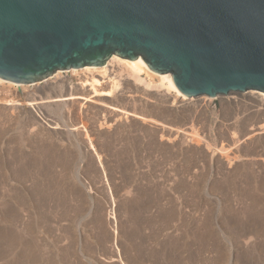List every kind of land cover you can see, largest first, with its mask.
<instances>
[{
	"label": "rangeland",
	"instance_id": "374dc122",
	"mask_svg": "<svg viewBox=\"0 0 264 264\" xmlns=\"http://www.w3.org/2000/svg\"><path fill=\"white\" fill-rule=\"evenodd\" d=\"M71 70L33 84L0 82V264H264V131L257 136L247 132L261 123L264 128V117H256L254 110H248L249 120L243 116L247 97H261L262 92L183 99L160 87L161 93L156 78L150 81L140 75L139 81L144 78L142 82L152 86L145 89L141 81L121 74L124 81L119 77L122 87L118 89L119 82L117 89L124 91L126 107L124 100L115 98L119 93L110 98L120 109L138 111L133 116L137 121L129 114L127 121L126 115L111 117L109 107L85 111L90 101L79 112L52 107L71 101L67 93L63 95L65 86L78 88L89 79L80 69ZM108 80L102 81L101 91L111 88ZM52 82L58 83L56 89L49 87ZM42 86L59 96L47 91L43 96L33 89ZM229 98L235 104L224 103ZM30 102L47 125L35 121ZM143 114L159 124L139 121ZM241 120L246 125L241 126ZM105 122L115 124V130ZM82 123L93 127L86 126L88 131ZM87 140L92 147L97 141L94 151Z\"/></svg>",
	"mask_w": 264,
	"mask_h": 264
},
{
	"label": "water",
	"instance_id": "95a60500",
	"mask_svg": "<svg viewBox=\"0 0 264 264\" xmlns=\"http://www.w3.org/2000/svg\"><path fill=\"white\" fill-rule=\"evenodd\" d=\"M141 60L188 98L264 93V0H0V79Z\"/></svg>",
	"mask_w": 264,
	"mask_h": 264
},
{
	"label": "bare ground",
	"instance_id": "6f19581e",
	"mask_svg": "<svg viewBox=\"0 0 264 264\" xmlns=\"http://www.w3.org/2000/svg\"><path fill=\"white\" fill-rule=\"evenodd\" d=\"M76 70H78V69H76ZM76 70L75 69H73V70H71V71H73V72H76ZM82 72H84L85 74H88L89 76H87L89 79H87V81H85V82H83V83H81V85H80V87H75V88H72V87H69V86H65L66 88H65V90H66V92L63 94V95H67L68 96V99L69 100H71L69 103L68 102H58V103H55L54 105H51L52 107L54 106V108H56L57 110L59 109V110H61L62 108H66L67 109V111L69 110V109H73V110H76L77 112H79V110L81 109L82 110V108L81 107H83V104H86L87 102H89L90 101V103H91V106L90 105H87V107L85 108L86 110L85 111H88V110H92L93 108L95 109V111L97 112V111H99L101 108H103V107H109L111 110H112V112H109V114H110V116L111 115H113V116H116L117 117V119L119 118V114H121V115H126V119L125 120H129V119H127V115L129 114V115H131L132 117L135 115V117L137 116L136 115V113H138V111L137 112H135L136 111V109H134V111L133 112H131V113H129L127 110L125 111V110H123V108L122 109H120L119 107H117V104L116 105H113V104H115V103H112L113 102V100L110 98V96H112L113 94L116 96V95H118V94H116L115 92H117V93H119L120 95H118V96H116L115 98L117 99H119V100H124L126 97H125V94H123L124 93V91H123V93H121V92H118V89H121V87H122V84H121V80H122V77H123V75L124 76H126L127 78L129 77V78H131V77H133V79H131L132 80V82L134 81V79H135V81L136 80H138V79H140L139 77H140V75H144V77H146V78H148L150 81L151 80H154L155 78L158 80V87L160 88H164V91L165 92H168V93H170V92H174V93H176L175 95H177L176 97H180V98H186L184 95H182L180 92H178L177 90H176V88L174 87V85H173V82H172V80H171V76L169 75V74H158V73H155V72H152L151 70H149V68L147 67V65L141 60V58H137L136 60H127V59H122V58H120V57H117V56H115V55H113V56H111V58L106 62V64L105 65H103V66H101V67H84V68H82V69H80ZM121 74H122V77H121ZM95 76H97V77H99V78H96ZM107 77H109V82H110V89L108 90V91H106V92H103V91H101V89L100 88H103V86H102V81H105V79H107ZM121 78V80H120V78ZM124 78V77H123ZM126 79V78H125ZM144 79V78H143ZM142 78H141V82H142V80H143ZM127 80V79H126ZM131 80H128V81H131ZM3 81H6V80H3ZM2 81V79H0V82H3ZM122 81H124V80H122ZM139 81V80H138ZM138 81H136V82H138ZM140 81H139V83H140ZM144 81H145V79H144ZM144 81L142 82V84H144ZM6 82H9V83H13V82H10V81H6ZM57 82V81H56ZM119 82H120V84H121V86L119 85ZM54 82H52V84L51 83H49V87H52V88H55L56 89V87L58 86V83H54ZM125 83H127V82H125ZM147 83V82H146ZM144 84V86H142L143 88H150V87H152L151 86V84H149V83H147V84ZM14 84H17V83H14ZM104 84V83H103ZM129 84V83H128ZM134 84H135V82H134ZM18 85H21V84H18ZM63 85H64V83H63ZM118 85L120 86V88H118ZM124 85V84H123ZM137 85V84H136ZM148 85H150V87L148 86ZM40 86V85H39ZM100 86H102V87H100ZM125 86H126V84H125ZM132 86V85H131ZM148 86V87H147ZM48 86H42V87H35V88H33V89H35L36 91H38V92H40V93H42V95L47 91V92H49L48 94L50 95V92H51V90H50V88H49ZM64 87V86H63ZM100 87V88H99ZM130 87V86H129ZM134 87H135V90H136V86L134 85ZM141 87V86H140ZM139 87V88H140ZM158 87H155V88H157L158 89ZM118 88V89H117ZM125 88V87H124ZM161 88L160 89H158V90H160V92L162 93V91H161ZM58 89V88H57ZM127 89V88H126ZM142 89V88H141ZM132 90H134V89H132ZM142 90H144V89H142ZM142 90H140V91H142ZM53 91H54V89H53ZM56 91V90H55ZM130 91V90H129ZM139 91V92H140ZM147 90H144V92L146 93V94H148V92H146ZM163 91V93H165ZM135 93H136V91H134ZM158 92V91H157ZM58 93V92H57ZM62 93V92H61ZM67 93V94H66ZM129 92L127 91L126 92V95L128 94ZM131 93V92H130ZM142 93H143V91H142ZM150 93H152L151 91H150ZM156 93V92H155ZM47 94V93H46ZM46 94H44V95H46ZM47 94V95H48ZM58 94H60V93H58ZM122 94V95H121ZM138 94V93H137ZM231 94H235V93H231ZM259 94V93H258ZM43 95V96H44ZM113 95V96H114ZM132 95H136V94H132ZM132 95H129V96H131V98H132ZM138 95H140V94H138ZM137 95V96H138ZM154 95V94H153ZM159 95H161V94H158V96H157V94H156V96L159 98ZM164 95V94H163ZM259 95H262L261 97H258V95L256 96V98H252V97H250L249 99H248V97H247V101H246V103H244V104H246L244 107H245V111H246V114H245V111H241L242 113H244L245 115H243L244 117L247 115V112H248V110H249V112H252V111H250V110H254V115H256V117L257 116H261V117H264V93H261V94H259ZM50 96H53V97H58L59 95H57V94H51ZM129 96H127L128 97V99H129ZM142 96H145V95H142ZM148 96H149V94H148ZM150 100L152 99V98H154V96L152 97V95L150 94ZM155 96V97H156ZM252 96V95H251ZM134 98H136V96H133ZM161 97V96H160ZM207 97V96H206ZM230 97V96H229ZM31 98V97H30ZM140 98V97H139ZM148 97H146V99H147ZM166 98V97H165ZM197 98V97H196ZM227 98V97H226ZM232 98V97H231ZM117 99V100H118ZM149 99H148V101H149ZM160 99V98H159ZM190 99V98H189ZM222 98H219L218 99V101L219 100H221ZM230 99V98H229ZM233 99V98H232ZM234 99H237V98H234ZM233 99V100H234ZM75 100H81L82 101V103H78V101H75ZM117 100H114V101H117ZM131 99H129V102H130V104H131V101H130ZM133 100V99H132ZM143 100H145V99H142V100H140V102L141 101H143ZM158 100V99H157ZM164 100V98L162 99V97H161V101L162 102H164L163 101ZM167 100V99H166ZM201 100H204V99H201ZM201 100H200V102L199 103H203V104H205L206 102H201ZM207 100V99H206ZM206 100H204V101H206ZM223 100H225V99H223ZM222 100V101H223ZM233 100H226V102H224V103H228L229 104V106H231V104H235L234 103V101ZM243 100V99H242ZM134 101L135 102H133V103H136L137 102V100H135L134 99ZM147 100L145 101V102H148ZM154 101V100H153ZM169 101V100H168ZM177 101V100H176ZM228 101V102H227ZM238 101H239V99H238ZM237 101V102H238ZM240 101H241V99H240ZM80 102V101H79ZM125 102H128V101H126V100H124V103ZM144 102V103H145ZM167 102V101H166ZM165 102V103H166ZM216 102V101H215ZM221 102V101H220ZM235 102H236V100H235ZM121 102L119 101V104H120ZM139 103V102H138ZM197 104V107H198V105H200V104ZM223 103V102H222ZM240 103V102H239ZM239 103H238V105H239ZM241 103H243V101H241ZM240 103V104H241ZM93 104H95L94 106H93ZM140 104V103H139ZM141 104H143V103H141ZM145 104H147V103H145ZM144 104V105H145ZM149 104H150V102H149ZM153 105H154V103H152ZM163 105H164V103H162ZM216 104H220L219 106H221V103H216ZM243 104V105H244ZM122 105V104H121ZM127 105H128V103H127ZM132 105V104H131ZM168 105V104H167ZM166 105V106H167ZM29 106H30V113L31 114H33V116L35 115L36 116V118L35 119H37V120H35V121H37L39 124H46L47 125V120L45 119V117L40 113V111L38 110V109H36V107L37 106H35L34 105V103H32V102H30L29 103ZM136 106L138 107V104H136ZM142 106V105H141ZM162 106V105H161ZM165 106V105H164ZM169 106V105H168ZM202 106V105H201ZM1 107V106H0ZM99 107H101L100 109H99ZM123 107H124V104H123ZM125 107H126V103H125ZM133 107V106H132ZM147 107V106H146ZM146 107H145V109H146ZM151 107V106H150ZM205 107L206 106H204V109H205ZM234 107V106H233ZM243 107V106H242ZM3 108V107H2ZM39 108V107H38ZM128 108H130L129 106H128ZM136 108V107H135ZM151 108H154V107H151ZM156 108V107H155ZM159 108V107H158ZM158 108H157V110H158ZM162 108V107H161ZM164 108H166V107H164ZM223 108V107H222ZM225 108V107H224ZM226 108H229V107H226ZM239 108H240V106H239ZM131 109V108H130ZM138 109H139V107H138ZM145 109H142V110H145ZM150 109V108H149ZM167 109V108H166ZM165 109V110H166ZM218 109V108H217ZM230 109V108H229ZM237 109V108H236ZM14 110V109H13ZM151 110H153L154 111V109H151ZM162 110V109H161ZM201 110V109H200ZM238 110V109H237ZM243 110V109H242ZM18 111V110H17ZM20 111V110H19ZM67 111H66V113H67ZM84 111V110H83ZM94 111V112H95ZM130 111V110H129ZM132 111V110H131ZM148 111V110H147ZM146 111V112H147ZM170 111H171V109H170ZM239 110H238V112H240ZM72 112V111H71ZM77 112H74V113H77ZM101 112H103V110H101ZM144 112V111H143ZM149 112V111H148ZM155 112V111H154ZM166 112V111H165ZM231 113H229V112H227V113H229V114H231V116H232V111H230ZM140 113V112H139ZM149 113H151V112H149ZM164 113V112H163ZM77 114H79V113H77ZM76 114V115H77ZM90 114V113H89ZM144 114H147V113H145L144 112ZM143 114V115H144ZM160 114V113H159ZM237 114V113H236ZM238 114H241V113H238ZM80 116H84V114H79ZM153 115V114H152ZM161 115V114H160ZM248 115H249V113H248ZM253 115V116H254ZM94 116V115H93ZM139 116V115H138ZM147 116V115H146ZM145 115H144V117H140L141 118V120H139V121H142V122H147V123H156V124H159V122L160 121H158V120H154V119H152L151 117L152 116H149L148 115V117H150V118H148V117H146ZM155 116H157V115H155ZM162 116V115H161ZM167 116V115H166ZM225 116H226V114H225ZM228 116V115H227ZM230 116V115H229ZM230 116V117H231ZM237 116V115H236ZM239 116V115H238ZM87 117V116H86ZM85 117V118H86ZM88 117H91V115L90 116H88ZM112 117V116H111ZM129 117V116H128ZM165 117V116H164ZM168 117V116H167ZM235 117V116H234ZM255 117V116H254ZM33 118V119H34ZM92 118V117H91ZM94 118H96V116H94ZM124 118V117H123ZM139 118V119H140ZM171 118V117H170ZM169 117H168V119H170ZM192 118H193V116H192ZM195 118V117H194ZM228 118V117H227ZM233 118V117H232ZM242 118V117H241ZM245 118H247V117H245ZM248 118H249V116H248ZM247 118V119H248ZM253 118V117H252ZM260 118V117H259ZM122 119V118H121ZM133 119H135L134 117H133ZM157 119V118H156ZM161 119H164V118H161ZM167 119V120H168ZM226 119V118H225ZM236 119H237V117H236ZM238 119H239V117H238ZM246 119V120H247ZM255 119V118H254ZM257 119V118H256ZM255 119V120H256ZM90 120V121H89ZM88 120V122L89 123H91V119H89ZM136 120V119H135ZM166 120V121H167ZM171 120H173V119H171ZM235 120V119H234ZM245 120V121H246ZM249 120V119H248ZM252 120V119H251ZM261 121L263 120V119H260ZM0 121H1V119H0ZM95 121H97L96 119H95ZM133 121V120H132ZM137 121V120H136ZM158 121V122H157ZM165 121V122H166ZM232 121V120H231ZM239 121V120H238ZM259 121V120H258ZM264 121V120H263ZM115 122H116V119H115ZM115 122H113V123H115ZM169 122V121H168ZM174 122H175V120H174ZM241 122V126H242V120L240 121ZM256 121H254V123H255ZM94 123V122H93ZM96 123V122H95ZM94 123V124H95ZM106 123V122H105ZM126 123V122H125ZM128 123H131V121L130 122H128ZM139 123V122H138ZM173 123V122H172ZM171 123V124H172ZM253 123V122H252ZM251 123V124H252ZM253 123V124H254ZM36 124V123H35ZM51 124V123H50ZM48 124V126H50V127H52L51 125H53V124ZM82 124H84V123H82ZM109 124V123H108ZM107 123H106V127L108 126H110V125H112V126H114L113 124H110V125H108ZM120 124H121V122H120ZM160 124H162V122L160 123ZM166 124H168V123H166ZM170 124V123H169ZM179 124V123H178ZM245 124V123H244ZM243 124V125H244ZM255 124H257V123H255ZM258 124H260V123H258ZM90 125V124H89ZM89 125H82V128H83V126H85L84 128H86V129H88L86 126H89ZM93 125V124H92ZM97 125V124H96ZM95 125V126H96ZM101 125H102V123H101ZM103 127H105V124L103 123ZM127 125H129V124H127ZM152 125H154L155 126V124H152ZM174 125V124H173ZM176 125V124H175ZM233 125V124H232ZM246 125V124H245ZM264 125V124H263ZM39 126V125H38ZM55 126H56V124H55ZM81 126V125H80ZM79 126V127H80ZM130 126V125H129ZM156 126H158V125H156ZM163 127L165 126L164 124L162 125ZM161 126V127H162ZM178 126V125H177ZM247 126H248V124H247ZM251 126V125H250ZM255 126V125H254ZM37 127V126H36ZM64 127H65V125H64ZM75 127V126H74ZM77 128V129H75V130H78V129H80V128ZM89 127H93V126H89ZM102 126H101V128H103ZM107 127V128H108ZM117 127H119V126H117ZM116 127V128H117ZM133 127V126H132ZM160 126H158V128H159ZM162 127V128H163ZM169 128L171 127V125L170 126H168ZM167 127V128H168ZM173 127V126H172ZM244 127V126H243ZM246 127V126H245ZM249 127V126H248ZM252 127V126H251ZM257 127V128H256ZM256 127H255V129H253V128H250L249 127V129L251 130V129H253L254 130V132L252 133V131H247V132H250L252 135H256L258 132H261V133H263V131H264V128H262V123H261V126H259L258 127V125H256ZM34 128V127H33ZM57 128V127H56ZM55 128V129H56ZM59 128V127H58ZM73 128V127H72ZM95 128V127H94ZM98 128V127H97ZM99 128H100V126H99ZM110 128V127H109ZM113 128V127H112ZM120 128V127H119ZM118 128V129H119ZM155 128V127H154ZM157 128V127H156ZM155 128V129H156ZM162 128H160V129H162ZM164 128H166V126L164 127ZM163 128V129H164ZM35 129V128H34ZM38 129V128H37ZM53 129V128H52ZM91 129V128H90ZM178 129V128H177ZM243 129V128H242ZM245 129V128H244ZM248 128H246V130H249ZM97 130V129H96ZM101 130V129H100ZM100 130H99V132H100ZM104 130H105V128H104ZM107 130V129H106ZM109 130V129H108ZM107 130V132H111L110 130H115V126H114V129H111L110 128V130L108 131ZM117 130V129H116ZM74 130H72L71 132H73ZM79 131V130H78ZM77 131V132H78ZM84 131H85V129H84ZM88 131H89V129H88ZM93 131V130H92ZM157 131V130H156ZM245 131V130H244ZM53 132V131H52ZM56 132V131H55ZM69 132V131H68ZM96 132V131H95ZM101 132H103V130L101 131ZM162 132V131H161ZM168 132V131H167ZM243 132V131H242ZM246 132V133H247ZM257 132V133H256ZM54 133V132H53ZM76 132H74V134H75ZM81 133L82 132H80V133H78V134H80L81 135ZM86 133H87V130H86ZM98 133V132H97ZM104 133V132H103ZM102 133V134H103ZM159 133V132H158ZM256 133V134H255ZM72 134V133H71ZM77 134V135H78ZM89 134V133H88ZM96 134V133H95ZM107 134V133H106ZM109 134V133H108ZM107 134V135H108ZM163 134V133H162ZM162 134H160L159 133V135H161L162 136ZM167 134V133H166ZM169 134V133H168ZM240 134H243V133H240ZM245 134V133H244ZM259 134V133H258ZM84 135H85V133H84ZM93 135V134H92ZM164 135V134H163ZM248 135H249V133H248ZM248 135H246V137L248 136ZM260 135V134H259ZM65 136V135H64ZM73 136V135H72ZM86 137L88 136V135H85ZM84 136V137H85ZM104 136V135H103ZM113 136H115V135H113ZM170 136V135H169ZM243 136V135H242ZM257 136V135H256ZM264 135H262V137H263ZM61 137H63V136H61ZM75 137V136H74ZM78 137H80V136H78ZM82 137V136H81ZM83 137V138H84ZM85 137V138H86ZM91 136H89L88 138H90ZM95 137V136H94ZM94 137H92V138H94ZM97 137V136H96ZM100 137V136H99ZM106 137V136H105ZM118 137V136H117ZM239 137H241V135L239 136ZM239 137H238V139H239ZM245 137V136H244ZM245 137V138H246ZM253 137V136H252ZM252 137L250 138V139H252ZM262 137H260V138H262ZM88 138H86V139H88ZM118 138H121V137H118ZM194 138V137H193ZM249 138V137H248ZM248 138H247V141H249L248 140ZM260 138H258L259 140H260ZM79 139H81V138H79ZM86 139H84V141L86 140ZM103 139H104V137H103ZM102 138L100 139V140H103ZM240 139H242V138H240ZM82 140V139H81ZM80 140V141H81ZM90 140H92V139H90ZM113 140V139H112ZM122 140H124V139H122ZM135 140V139H134ZM256 140H257V137H256ZM262 140V139H261ZM84 141H82V142H84ZM104 141H106L107 142V139H104ZM115 141V140H114ZM128 142H129V140H127ZM131 141H132V139H131ZM241 141V140H240ZM246 141V142H247ZM263 141V140H262ZM87 142H89L88 140H87ZM87 142H84V144L85 143H87ZM90 142H92V141H90ZM89 142V146L91 147V149H93V147H94V145L97 143V141H96V143L93 145V147H92V144ZM106 142H104V143H106ZM126 142V141H125ZM250 142V141H249ZM252 142V141H251ZM264 142V141H263ZM111 143V142H110ZM121 143V142H120ZM131 143V142H130ZM129 143V144H130ZM133 143H134V141H133ZM140 143V142H139ZM139 143H138V145H139ZM236 143H238V142H236ZM245 143V142H244ZM253 143V142H252ZM258 143H260L259 141H258ZM108 144H109V142H108ZM108 144H106V145H108ZM116 144H118L117 143V141H116ZM123 144V143H122ZM136 144V143H135ZM134 144V145H135ZM240 144H243V143H240ZM245 144H248V143H245ZM255 144H256V142H255ZM255 144H254V146L253 147H256L255 146ZM262 144V143H261ZM264 144V143H263ZM263 144H262V146H263ZM40 145V144H39ZM38 145V146H39ZM87 145V144H86ZM86 145H84V146H86ZM101 145V144H100ZM103 146H104V144H102ZM113 145V144H112ZM119 145H121V144H119ZM249 145V144H248ZM41 146H43V144L41 145ZM88 146V145H87ZM102 146V147H103ZM111 146V145H110ZM114 146V145H113ZM122 146H125V145H122ZM122 146H121V148H122ZM141 146V145H140ZM139 146V147H140ZM243 146V145H242ZM242 146L240 147V145H239V150L242 148ZM258 146V145H257ZM261 146V147H262ZM40 147V146H39ZM52 147V146H51ZM95 147H97V146H95ZM116 147V146H115ZM135 147V146H134ZM259 147V146H258ZM37 148V151L39 150L38 149V147H36ZM36 148H35V150H36ZM47 148H49V147H47L46 146V149ZM99 148H100V146H99ZM98 148V149H99ZM117 149L118 148H120L119 146L118 147H116ZM115 148V149H116ZM124 148H126V147H124ZM132 148V147H131ZM264 148V147H263ZM42 149V148H41ZM43 149H45V148H43ZM42 149V150H43ZM52 149V148H51ZM51 149H50V151H51ZM55 149V148H54ZM53 149V150H54ZM98 149H97V152H99L98 151ZM101 149V148H100ZM102 149H104V148H102ZM114 149V148H113ZM243 149V148H242ZM249 149H251V148H249ZM253 149V148H252ZM261 149V148H260ZM32 150H34V149H32ZM48 150V149H47ZM88 150V149H87ZM95 149H93V151H94ZM106 150V149H105ZM112 150V149H111ZM110 150V151H111ZM127 150H128V147H127ZM133 150V149H132ZM140 150V149H139ZM255 150V149H254ZM36 151V152H37ZM109 151V152H110ZM113 151V150H112ZM110 152V153H113V152H119V151H113V152ZM251 151V150H250ZM264 151V150H263ZM35 152V153H36ZM40 152H41V150H40ZM40 152H37L36 154H37V156H38V153H40ZM45 153H46V151H44ZM55 152V151H54ZM57 152V151H56ZM247 152V151H246ZM261 152V151H260ZM42 153H43V151H42ZM52 152H50L49 154H51ZM100 153V152H99ZM103 153V152H102ZM101 153V154H102ZM106 154L108 153V152H105ZM109 153V154H110ZM120 153V152H119ZM123 153V152H122ZM239 153V152H238ZM248 153V152H247ZM252 153V152H251ZM55 154V153H54ZM54 154L52 153V155L51 156H54ZM92 154H93V152H92ZM121 154V153H120ZM240 154H243V153H240ZM45 155V154H44ZM46 155H48V152H47V154ZM58 155V154H57ZM63 155V154H62ZM61 155V156H62ZM94 155V154H93ZM116 155V154H115ZM40 156V155H39ZM56 156V155H55ZM60 156V155H59ZM94 156H96V154L94 155ZM117 156V155H116ZM246 156V155H245ZM251 156V155H250ZM257 156H260V155H258L257 154ZM46 157V156H45ZM115 157V156H114ZM239 157H241V158H243V155L242 156H239ZM252 157V156H251ZM48 158V157H47ZM46 158V159H47ZM50 158V157H49ZM53 158V157H52ZM55 158V157H54ZM61 158V157H60ZM59 158V159H60ZM62 158H66L65 157V155H63V157ZM98 158H99V156H98ZM249 156H248V160H249ZM56 159H58V157L56 158ZM97 159V158H96ZM247 159V158H246ZM255 159V158H254ZM48 160V159H47ZM64 160V159H63ZM63 160H60V161H63ZM100 160H101V158H100ZM251 160V159H250ZM253 160V159H252ZM50 161H52V159L50 160ZM49 161V162H50ZM55 161H59V160H55ZM97 161H99V159L97 160ZM230 161H231V159H230ZM242 161V160H241ZM246 161V160H245ZM54 162V161H53ZM228 162V161H227ZM243 162V161H242ZM252 162V161H251ZM68 163V162H67ZM66 163V164H67ZM246 163V162H245ZM52 165L53 164H56V163H51ZM64 164V163H63ZM62 164V165H63ZM65 164V165H66ZM243 164V163H242ZM55 166V165H54ZM100 166V165H99ZM61 167H64V165L63 166H61ZM65 168V167H64ZM101 170H103V169H101ZM62 175V174H61ZM105 177V176H104ZM257 184H259V183H257ZM259 186V185H258ZM262 186V185H261ZM252 187V186H251ZM260 189V188H259ZM67 192V191H66ZM65 193V192H64ZM63 193V194H64ZM248 193V192H247ZM253 193V192H252ZM251 194V193H250ZM254 194V193H253ZM257 194V193H256ZM259 194V193H258ZM257 194V195H258ZM262 194V193H261ZM65 195H68L67 193L65 194ZM250 196V195H249ZM255 196V195H254ZM262 196H264V195H262ZM66 197V196H65ZM261 197V196H260ZM70 198V197H69ZM257 198V197H256ZM65 199V198H64ZM64 199H62V200H64ZM255 199V198H254ZM65 201V200H64ZM78 203V202H77ZM65 210V209H64ZM66 211V210H65ZM67 216V215H66Z\"/></svg>",
	"mask_w": 264,
	"mask_h": 264
}]
</instances>
